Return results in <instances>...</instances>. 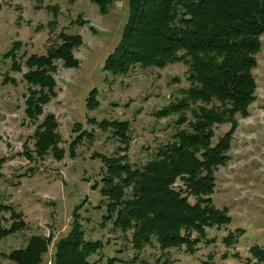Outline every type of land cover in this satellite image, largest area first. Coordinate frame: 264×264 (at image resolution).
I'll return each mask as SVG.
<instances>
[{"label":"rangeland","instance_id":"1","mask_svg":"<svg viewBox=\"0 0 264 264\" xmlns=\"http://www.w3.org/2000/svg\"><path fill=\"white\" fill-rule=\"evenodd\" d=\"M128 12L127 0H116L109 13L104 14L91 0H0V158H6L0 164V205H12L27 222L24 229L0 240V264H16L3 253L7 255L14 248L25 246L30 235L48 237L51 233L54 238L43 257L46 264H53L55 243L70 231L76 206L85 237L105 244L102 257H91L97 264H106L114 255L124 260L114 264H247L251 245L264 247V35L257 54L258 65L253 70L257 98L250 106L251 114L238 117L230 161L215 172L213 201L217 207L229 209L231 224L226 228H207L209 242L199 243L193 253L186 251L184 245L162 250L156 238L136 250L131 231L115 229L111 222L102 224L107 199L100 189L106 173L102 159L93 156L96 152L116 156L121 142L112 126L103 129L89 119L130 122L128 159L141 166L160 146L173 140L178 126L176 115L159 118L156 112L189 87L188 65L183 62L176 61L162 69L135 65L121 76L105 70L106 57L121 40ZM78 15L89 20L96 30L90 29V24L79 23ZM62 31L82 37V44L74 48L80 63L67 67L62 60H56L57 96L45 105L44 113H55L64 138L61 146L68 153L61 160L53 154L44 158L34 154L29 159L24 143L28 140L33 150L31 136L37 124L25 113L29 85L23 78L27 71L23 61L33 53L46 54L52 44L61 43ZM16 41L22 43L18 51L22 71L14 70L12 58L5 56ZM6 74L16 82L5 81ZM93 87L98 89L100 104L91 110L86 99ZM77 122L93 136L83 139L73 158L68 148L78 134L73 130ZM229 127L217 125L214 141ZM180 183L178 180L176 185ZM0 222L10 227L11 211L0 209ZM237 227L244 229L243 234L231 246L226 245L223 237L227 230Z\"/></svg>","mask_w":264,"mask_h":264},{"label":"trees","instance_id":"2","mask_svg":"<svg viewBox=\"0 0 264 264\" xmlns=\"http://www.w3.org/2000/svg\"><path fill=\"white\" fill-rule=\"evenodd\" d=\"M91 1L104 14L109 13L116 0ZM127 2L126 26L121 40L106 57L105 70L121 76L128 74L135 65L162 69L170 63L183 62L188 65L189 87L156 112L159 118L176 115L178 126L173 140L160 146L141 166H135L128 159L132 137L130 122L89 119L103 129L112 126L121 142L118 155L96 152L93 156L102 159L106 173L100 189L101 195L107 199L102 224L111 222L115 229L125 233L131 231V242L136 250L143 249L156 238L162 250L184 245L186 251L193 253L199 243L209 242L207 228L223 225L226 228L232 222L229 209L214 204L215 172L230 161L229 151L233 147L238 117L249 116L250 106L257 98L258 84L253 70L258 65L257 54L262 49L264 0ZM77 20L96 30L80 15ZM59 37L61 43L52 44L46 54L33 53L23 61L27 68L23 78L29 85L25 113L37 124L31 136L33 150L29 148L28 140L24 143V153L29 159H33L34 154L39 158L53 154L61 160L68 153L61 146L64 138L55 113L45 114L44 107L53 96H57L56 60H62L67 67L79 66L74 48L82 44L83 39L79 33L65 31ZM15 43L5 56L12 58L14 70L22 71L23 64L18 55L22 43ZM4 80L16 82L8 74ZM97 95L98 89L93 87L86 99L91 110L100 104ZM219 124H229L230 127L215 142V127ZM73 130L78 134L68 149L70 156L75 158L83 139L93 136V132L84 130L79 122L75 123ZM4 159L0 158V164ZM178 180H181L180 185H176ZM78 208H74L70 231L55 243L53 264H97L91 257L95 254L103 256L104 242L85 237ZM0 209L11 211L13 220L10 227L0 222V240L27 226L22 213L12 205L1 204ZM227 232L223 240L231 246L239 240L244 229L237 227ZM53 238L52 233L48 237L30 235L25 246L16 247L3 256L16 264H46L43 256ZM249 253L247 264H264V247L251 245ZM107 261L106 264H114L124 260L114 255ZM202 264H209V261Z\"/></svg>","mask_w":264,"mask_h":264}]
</instances>
